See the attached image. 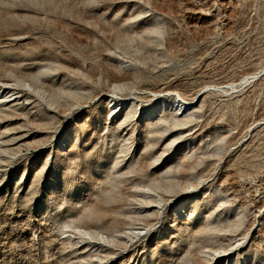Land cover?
<instances>
[{"label": "rangeland", "instance_id": "rangeland-1", "mask_svg": "<svg viewBox=\"0 0 264 264\" xmlns=\"http://www.w3.org/2000/svg\"><path fill=\"white\" fill-rule=\"evenodd\" d=\"M0 264H264V0H0Z\"/></svg>", "mask_w": 264, "mask_h": 264}, {"label": "bare ground", "instance_id": "bare-ground-1", "mask_svg": "<svg viewBox=\"0 0 264 264\" xmlns=\"http://www.w3.org/2000/svg\"><path fill=\"white\" fill-rule=\"evenodd\" d=\"M250 77H246V78H244V80L243 81H245V80H248ZM198 97V96H197ZM197 97L196 98H194V100H185V99H182V100H180V105L182 106V107H184V108H186V109H189L190 107H193L194 106V104H195V100L197 99ZM187 200H188V198L187 197H184V198H182L181 200H180V202H179V204L177 205V207L178 208H181L182 207V209H184V207H183V204H185V202H187ZM181 206V207H180ZM138 233H141V232H138ZM222 256L220 255V254H215L214 255V260H222Z\"/></svg>", "mask_w": 264, "mask_h": 264}]
</instances>
